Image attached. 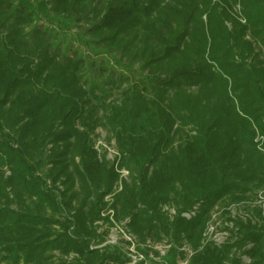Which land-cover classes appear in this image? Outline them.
<instances>
[{
	"label": "trees",
	"instance_id": "1",
	"mask_svg": "<svg viewBox=\"0 0 264 264\" xmlns=\"http://www.w3.org/2000/svg\"><path fill=\"white\" fill-rule=\"evenodd\" d=\"M262 150L264 0H0V264L118 260L90 248L115 164L110 207L139 239L264 264ZM239 204L254 220L236 240L201 246L214 208Z\"/></svg>",
	"mask_w": 264,
	"mask_h": 264
},
{
	"label": "built area",
	"instance_id": "2",
	"mask_svg": "<svg viewBox=\"0 0 264 264\" xmlns=\"http://www.w3.org/2000/svg\"><path fill=\"white\" fill-rule=\"evenodd\" d=\"M261 141L262 137L257 134L255 142L258 143L259 148H261ZM96 149L98 150V148ZM98 152L100 153L99 150ZM262 152L264 154L263 150ZM115 154L117 157V152ZM116 157L106 155V159L111 160L112 162H114ZM115 170L119 175V179L113 188V193L104 197V202H106L107 206L101 211L99 218L94 223L97 233L102 240L92 242L90 248L98 249L100 251H114L116 253L118 260L106 261L104 264H169L166 261V258L172 249L176 251L174 264H190L194 252L185 241L176 244L164 237L157 241L150 238L141 240L131 232L129 228V217L119 221L115 220L114 210L110 207L112 198L115 193H118L121 190V182L128 178V172L123 168L119 169L117 164H115ZM252 204L260 210L264 208V189L255 195V198L251 201L250 205L252 206ZM239 206H242L245 210V204L231 205L226 209L218 207L214 208L203 231L201 246L211 245L220 248L223 245H226L228 242L227 240H230L231 238L236 240L235 232L237 231L230 224H232L237 218L238 215L235 213H237ZM196 209L197 207H193L191 211L182 213L181 216L188 220L195 215ZM162 212L169 220H172L177 215L176 209L170 205H164L162 207ZM219 216L222 217L221 219L223 222L219 220ZM239 216L241 217L239 221L251 219L244 218V214H240Z\"/></svg>",
	"mask_w": 264,
	"mask_h": 264
},
{
	"label": "rangeland",
	"instance_id": "3",
	"mask_svg": "<svg viewBox=\"0 0 264 264\" xmlns=\"http://www.w3.org/2000/svg\"><path fill=\"white\" fill-rule=\"evenodd\" d=\"M119 93L118 92H114L113 93V95H112V99H113V101H115V102H118L119 101ZM94 140H95V147L96 148H98V150L100 151V153L101 154H103V153H105L106 152V155H112V157H116V150H115V144H114V142H113V140H111L110 139V135L106 132V130L105 129H103V128H98L97 130H96V132H95V138H94ZM110 162H112L111 160H110ZM255 202V201H254ZM252 207H254V205L252 204ZM219 208V207H218ZM239 209L237 210V213H235L236 215H238L237 216V218L234 220V222H232V224H230L234 229H236V231L238 230V226H237V221H239L240 220V214L242 215V214H244V218H246V219H248V218H251L252 220H254V214L252 213V212H250V211H246V209L244 210L243 208H242V206H239L238 207ZM258 210H260L259 208H257ZM262 210H264V208L262 209ZM262 210H260L261 212H260V214H261V219L263 218V222H264V211H262ZM242 211H244V212H242ZM246 215H248V216H246ZM219 218V220L221 221V222H223V220L221 219L222 217H218ZM235 234H237V232H235ZM234 234V235H235ZM233 235V236H234ZM232 236V237H233ZM228 242L226 243V244H230V243H233L235 240L233 239V238H231L230 240H227ZM188 244V243H187ZM223 246H225V245H223ZM222 246V247H223ZM249 246L250 245H248L247 246V248H249ZM191 248V247H190ZM221 248V247H220ZM246 248V249H247ZM73 256L72 255H70L69 257H68V260H70L71 258H72ZM241 257V261L244 263V264H249L250 263V259L247 257V256H245V255H241L240 256Z\"/></svg>",
	"mask_w": 264,
	"mask_h": 264
}]
</instances>
